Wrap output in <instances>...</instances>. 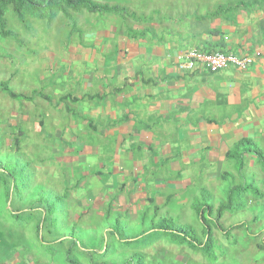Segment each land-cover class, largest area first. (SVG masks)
Listing matches in <instances>:
<instances>
[{
	"label": "rangeland",
	"instance_id": "1",
	"mask_svg": "<svg viewBox=\"0 0 264 264\" xmlns=\"http://www.w3.org/2000/svg\"><path fill=\"white\" fill-rule=\"evenodd\" d=\"M225 2L226 0L108 2L110 5L125 7L139 19L151 18L147 24L130 20L122 23L113 16H92L83 12L70 13L69 19L59 16L50 24L28 18L23 24H19L11 14L6 15L7 28L17 35L18 42L0 38V84L7 83L15 94L29 100L14 101L0 90V156H3L0 163L15 156L31 163L33 186L25 197L24 206L34 201L41 190L50 191L53 196V193L61 195L64 187L70 189L75 186L66 201L65 230L75 227L76 238L78 236L83 243L90 244L88 248L91 254L98 251L102 235L111 224L104 219L105 201L110 197L115 198L114 214L123 213L125 216L122 224L129 237L134 238L148 230L153 224L151 205L147 202L148 194H145V190L139 191L142 178L131 163L128 167L120 166L119 171L112 173L110 178L91 176L98 167H104L108 172L114 148L103 144L105 146L101 145L102 151L98 155L95 146L91 148L93 152L83 153L85 147L78 144V141L99 140L92 132L91 138L82 140L79 138L81 133L77 123L75 126L68 124L69 116L63 111L62 105L67 107L69 102L66 105L59 104L61 97L69 95V90L62 87L64 67L61 62L69 56L67 50L79 44L81 31L86 35L87 32L104 29L122 32L123 28L125 33L128 27L134 31L146 30L155 38L161 34L172 37L175 34L174 28L181 21L183 26H187L195 21L194 16L199 17L207 11L213 12L217 5ZM204 22L206 23V19ZM72 137H78L79 140L73 142L70 140ZM82 164L87 165V170L82 169ZM194 164L177 185L170 183L167 188L151 189V197L158 207H162L154 224L169 217L175 227H189L201 240L202 227L191 210L193 201L203 203L199 191L205 189L208 192L207 204L216 209L225 202L229 187L238 185L242 179L236 176L224 160H215L212 164ZM249 169L243 181L253 182L256 187L259 185L264 193L263 176L256 167L250 166ZM80 179L83 181L76 185ZM139 192L141 196L138 195ZM247 200L244 210L236 214H224L219 223L223 230L240 224L244 225L243 228L232 230L228 236L214 230L215 264H264V240L261 242L264 239V200H254L250 196ZM11 219L0 197V231L6 232L11 227ZM13 225H17L15 220ZM34 228L35 221L22 232L14 230L12 235L15 242L12 241V244L18 250L5 257L8 264H64L61 254H58L55 262H51L50 257L43 254L36 241ZM161 237L162 240L139 251L145 264H208L200 253L193 252L186 246H176L166 237ZM143 240L139 238L138 242ZM0 246L2 248L3 245ZM131 253L129 250L125 253L117 250L110 259L104 261L122 264ZM82 263L86 264L85 259Z\"/></svg>",
	"mask_w": 264,
	"mask_h": 264
},
{
	"label": "crops",
	"instance_id": "2",
	"mask_svg": "<svg viewBox=\"0 0 264 264\" xmlns=\"http://www.w3.org/2000/svg\"><path fill=\"white\" fill-rule=\"evenodd\" d=\"M218 7L224 11L219 17L205 23L201 19L211 13L207 11L187 26L181 21L172 37L155 38L144 31L133 38L123 30H94L67 50L69 56L61 62L62 87L69 95L59 104L69 102L62 105L63 111L69 126L77 123L79 138H91L92 132L99 140L77 143L85 154L93 152L92 146L97 155L103 144L114 148L108 172L98 167L91 176L110 178L131 163L141 175L139 191L145 190L148 203L151 189L177 185L198 162L224 160L240 179L246 178L250 166L256 167L264 183L254 155L243 156L240 173L226 160L228 151L246 140L264 156V0H226ZM192 50L249 57L251 63L245 71L228 67L213 74L181 69L182 56ZM81 166L87 170L86 164ZM65 189L69 198L75 186ZM114 201H105L104 219L110 225L118 216L121 223L125 217L114 214ZM108 205L111 219H106Z\"/></svg>",
	"mask_w": 264,
	"mask_h": 264
},
{
	"label": "trees",
	"instance_id": "3",
	"mask_svg": "<svg viewBox=\"0 0 264 264\" xmlns=\"http://www.w3.org/2000/svg\"><path fill=\"white\" fill-rule=\"evenodd\" d=\"M112 0H0V38H10L18 42L17 35L7 28V14L19 23L23 24L25 20L32 19L36 21H46L48 24L56 20L59 16L69 19L70 13L79 14L86 13L92 16H113L118 18L122 23L130 20L134 23L147 24L151 21L148 19H139L134 13H130L125 7L119 5H110L108 2ZM222 8L205 15L201 20L217 18L223 13ZM123 30V28H122ZM77 31V29H73ZM142 33L127 27V37L143 36ZM78 32V31H77ZM83 32H79L80 38ZM0 90L10 99L18 102L27 101L28 98L15 94L7 83L0 84ZM47 99V98H46ZM48 100V99H47ZM252 154L257 160L256 164L260 167L264 174V156L261 152L248 140L240 141L234 145L226 154V160L233 163L236 172L240 173L244 166V155ZM3 156H0V160ZM9 160V161H8ZM7 161L0 163V197L3 200L9 218L16 221L17 225H12L5 232L0 231V264H8L5 257L18 250L12 244L15 242L12 233L16 231H24L33 221H35L34 235L39 248L43 250V254L50 257L51 262H55L58 254L62 255L64 264H116L113 261H104L111 258L114 251L120 250L124 252L131 251V256L123 261L122 264H145L140 250L150 247L152 244L162 240L161 236L166 237L176 246H186L193 252H198L206 260L208 264H215L217 258L214 255L215 241L213 239L214 230L220 231L226 236L232 230L243 228L244 225H235L227 230H223L220 220L224 214H236L247 207L248 196L254 200H262L264 195L253 182L245 181L238 185H231L226 193L225 202L219 204L216 209L207 204L209 194L203 189L199 192L203 198V203L199 204L195 199L191 210L197 217L201 230V240L196 233L189 227H175L170 218H162L156 224L160 208L154 206V200L149 199L152 206V222L147 231L131 238L127 235L120 216L114 219L112 225L108 227L106 233L102 235L99 248L96 253L91 254L88 243H83L74 232L75 227H71L66 231V209L65 201L68 198L66 187L61 195L53 196L50 191L41 190L34 201L23 205L25 197L33 186V173L31 171V163L25 161L21 157H8ZM245 179V178H244ZM108 205L106 219L112 218V213ZM243 226V227H242ZM1 230V228H0ZM3 230V228H2ZM144 239L138 242V239ZM260 247V246H259ZM264 248V247H263ZM97 258V259H96Z\"/></svg>",
	"mask_w": 264,
	"mask_h": 264
},
{
	"label": "built area",
	"instance_id": "4",
	"mask_svg": "<svg viewBox=\"0 0 264 264\" xmlns=\"http://www.w3.org/2000/svg\"><path fill=\"white\" fill-rule=\"evenodd\" d=\"M180 68L188 71L204 70L207 73H217L228 67L237 71H245L251 63L249 57L223 55L221 53L204 54L196 50L185 53Z\"/></svg>",
	"mask_w": 264,
	"mask_h": 264
}]
</instances>
